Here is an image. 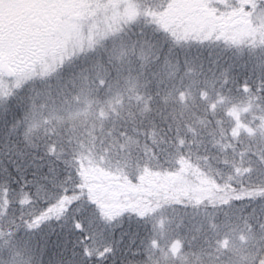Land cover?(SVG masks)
I'll use <instances>...</instances> for the list:
<instances>
[{
  "label": "trees",
  "instance_id": "trees-1",
  "mask_svg": "<svg viewBox=\"0 0 264 264\" xmlns=\"http://www.w3.org/2000/svg\"><path fill=\"white\" fill-rule=\"evenodd\" d=\"M136 1L140 6L139 18H142V22L138 23H151L156 13L155 9L158 7L156 0ZM231 1L234 2V0ZM215 4H218L217 0ZM235 6L241 7L240 4ZM259 9H264V3L256 12ZM150 12L153 14L150 15ZM256 12L251 17V23L248 17H240V22L254 25L260 22L264 26V19L257 21ZM152 26L157 30L149 31V34L153 35L155 41L160 44L167 40L173 50L169 53L165 49L160 59L157 60L154 57L159 46L153 48L143 46V52L148 57L147 72L139 77L136 91L129 93L125 90L124 103L121 105L120 97L116 95L115 89L112 94L102 89L99 93L102 103H94L96 117L104 127L100 130V134L99 131L97 133L95 147L91 143H86L87 140L81 146L80 140L75 138L73 144L77 149V154L82 152L90 158V161L86 162L102 165L111 173H115V175H110L107 171L94 170L93 175L101 183L123 180L125 175L135 178L137 171H143L144 166H147L151 171L145 177V185L164 187L169 191V201L153 199L154 211H150L144 219L126 216L122 220L109 221L107 214H112L117 210L115 205L104 209L106 213L104 218L95 210L82 213L80 218L84 221L85 230L87 231L93 225L96 227L93 240L89 244L93 252L92 264H143L157 253V247L153 242H157L158 237L164 234L168 235L167 239L171 237L175 239L179 235L191 236L192 238L185 239L187 246L202 249L204 238L199 237V232L194 228L197 225L195 217L202 213L216 214L213 224L215 226L221 219H224L222 213L223 215L229 213L227 217H231L236 211L238 213L236 216L240 218L236 226L242 235L248 234L255 225H259L254 221L253 209L264 200V192L258 190L262 188L247 182L242 184L235 180L234 175L225 176L219 169L227 163L237 164L240 167L242 159L251 158L253 155L256 157V154L260 158L264 157V136H261V143L255 149L252 144L253 140L249 139L247 143L242 134L233 135L236 121L232 114L234 108L247 107L249 112L243 117L244 122L253 127L264 125V72L262 73L264 67L258 64V57H253L264 53V31L258 36L253 34L248 38L235 40L233 39L234 32L221 34L219 31H214L183 35L180 28H167V31H163L164 27ZM141 30L138 31L141 32ZM142 36L139 35L140 38ZM217 36L219 39L216 38ZM116 37L119 38V35ZM116 37L111 36L110 39L116 40ZM173 37L178 39L174 40ZM121 38L124 41L127 40L126 45L130 46L135 40V35L127 34ZM201 40L203 43L200 42ZM96 44L95 51L93 48L86 49L81 52L80 56L78 55L79 57L65 60L62 75L66 81L65 83L63 79L67 97L70 91L67 89L70 85L68 77H76L79 82L76 83V88L80 90L79 85L85 76H89L90 67L93 68L92 78H95L98 73L103 74L101 65L106 66L109 60V53L104 50L107 43L103 40V42L96 41ZM119 51L120 49H116L112 57L119 55ZM140 52V45L137 44V56ZM166 57L167 63H165ZM249 58L254 60V63ZM72 60H74L73 64L66 63ZM137 63L139 64L140 61L137 60ZM136 71L138 72L139 69L137 68ZM47 79L48 77L43 80L37 77L35 88L40 86L43 89ZM136 79V74L133 73L132 82L135 83ZM146 79L151 83L145 84ZM158 81L162 83L158 85ZM52 82L55 88L54 78ZM245 82L251 85L248 91L242 88ZM158 87L159 95H155ZM126 88L127 85H125ZM5 89L1 88L0 96L6 99L1 97L0 105L8 110V115H11L13 120H17V109H14L16 104L25 105L29 100L25 98V92L21 87V90L17 89L15 93L10 90L9 94H4L7 91ZM137 92L141 94L139 99L136 98ZM181 93H184L183 99ZM16 95L17 100H15ZM52 95L57 96L58 99L56 91H53ZM150 95H153L154 99L149 100ZM45 97L46 101H43L41 95V104H49L50 109L44 107L43 115L52 116L51 124L57 127L63 126L55 117V109L52 108L53 101L47 99V94ZM164 97H167V100ZM3 101L6 102L5 106L1 104ZM146 104L147 108H145ZM101 107L109 113L106 118L99 116ZM113 108L121 113L119 118ZM129 109L134 115L129 114ZM0 112L3 111L0 110ZM39 117L42 118L41 115ZM6 120L7 118L0 113V181L7 176L8 172L12 173L13 178L27 176L29 179L38 180L46 173L52 175L48 173V168L53 163L59 169L65 167L61 161L45 153L44 141L41 138L42 127L34 132H27V128L22 129L19 136H7ZM113 121L117 124L113 132L116 136L125 130L123 126L126 125V130L133 137L131 141L120 137V143H125L126 146L119 150L118 155L119 145L117 144V148H112V140L104 141L103 146L100 144V140L103 139L102 135L104 133L109 135L108 130L111 129ZM134 128H139L140 131H135ZM81 130L82 128L78 127L77 132L83 135L80 133ZM25 132L27 136L24 135ZM181 139L184 141L182 145L180 144ZM36 144L40 147H35ZM129 149H131V155H129ZM153 152L159 159L153 156ZM57 154H60L59 148ZM181 158L186 161L184 165L179 163ZM219 164L220 166L216 167ZM33 173L36 174L35 177L32 176ZM4 187L5 184L0 182V205L3 202ZM253 187L258 189H252ZM178 192L188 194L182 197L183 202H172ZM127 194L135 198L141 193L128 191ZM21 195L18 187L16 191L9 193L13 205L9 209L8 216L0 221V264H10V258L13 257L14 252L19 253L15 256H18L23 264H41L42 253L44 264H60L66 256L62 253L64 235L56 221L50 225L45 224L35 234L21 232L19 235H14L9 233L8 229L11 226L9 217L18 216L21 211L20 205L16 203ZM141 207L144 208L147 205H141ZM23 211L27 218L32 211V206H24ZM76 214L74 210L70 215L76 216ZM53 229L59 235H49ZM102 229L108 231L102 233ZM216 234V241L222 242V236L217 231ZM14 243L15 248L12 247ZM108 246H113L115 252L106 254L105 258L97 259V254ZM218 248L223 249V246H218ZM137 249H139V254H136ZM184 249L187 250L186 247ZM227 252L228 250H225L223 254L219 250L220 264L224 263L221 259L222 256L225 259Z\"/></svg>",
  "mask_w": 264,
  "mask_h": 264
},
{
  "label": "snow or ice",
  "instance_id": "snow-or-ice-1",
  "mask_svg": "<svg viewBox=\"0 0 264 264\" xmlns=\"http://www.w3.org/2000/svg\"><path fill=\"white\" fill-rule=\"evenodd\" d=\"M24 0H0V81L15 77L17 86L23 88L28 83L33 84V91L35 96L30 97V105L25 107L22 103L18 104L20 109L19 115L16 120V124L22 125L28 123L27 132H31L33 128L42 127L41 138L44 141L45 153L54 157L55 160L61 161L65 167L59 169L58 166L53 163L48 168V173L52 175L44 174L37 179H29L27 176L22 178H13L12 173L8 172L7 176L0 182L5 184L3 189L2 205H0V221L4 217L8 216L9 209L13 205V200L10 198L9 193L16 191L17 187L22 193L20 198L16 201L21 207L19 215H13L9 217L10 227L8 229L10 234L19 235L21 232L35 234L36 231L44 227L45 224H51L56 221L64 235L62 253L65 254L66 259L60 261V264H92L93 252L89 247L90 242L93 240V234L96 231V227L90 226L86 231L83 219L80 218L82 213L89 212V210H95L102 218L105 217V208L115 205L116 211L112 214H107L109 221L113 219H123L124 217L135 216L137 219H144L150 211H154L152 207V200L157 201L164 200L169 201V191L161 186L145 185V177L151 171L150 168L144 166L143 171H137L135 178L130 175H125L123 180H116L110 183H101L96 176L93 175V171L99 169L101 172H109V169H105L102 165L92 164L90 158L86 157L82 152L77 154V149L73 144L74 138L78 135L77 118L83 113L85 115L90 113L91 105L93 102L102 103L99 99V93L103 89L107 93H112L115 89L116 95L120 97L119 103L123 105L125 90L129 93L135 92L137 84L139 83V77L147 72V60L148 57L143 52L144 43L147 41H132L131 45H126L123 38L119 41L113 39L110 47L106 44L105 52L109 53V60L106 66L101 65L103 68V74H97L95 78L84 77V83L81 86L80 91L85 94L86 106L83 108H73L71 102L67 96L64 95L63 102L59 105L67 116L58 117L59 120L64 121V125L57 127L55 124H51L52 116L43 115L39 123H33L38 115V107L43 109L47 107V103L37 105L36 97L41 95V92H46L47 99H51L55 105L57 96H53V91L57 92V95H63V90L66 85L63 84L62 70L65 66V55L69 54V48L72 49L71 55H75V50L78 44H80L83 34L89 31L87 18L74 21V27L68 29L64 35L62 42L53 48L39 47V50L25 46L27 41L35 39L33 29L35 25L27 17H21L16 9L21 6ZM75 3L86 6L88 8H103L110 4L112 0H74ZM241 5V10L249 18L251 23V17L258 8L261 7L264 0H238ZM152 15L153 13H149ZM105 31L104 35L107 39L109 36H114L115 31L111 29V18L104 16L103 18ZM255 27V25H252ZM163 31H167L163 29ZM141 34L143 31L141 30ZM174 40L178 39L173 37ZM219 39V37H216ZM24 42V43H22ZM203 43V41H200ZM137 44H140L141 52L139 56L136 53ZM149 47L153 48L155 45L149 43ZM119 48V55L112 57V53ZM170 53L173 49L169 45L167 40L160 42L159 48L156 51L154 59H160V56L164 53V50ZM82 51V45H81ZM95 51V49H93ZM137 60L140 63H137ZM167 63V57L165 58ZM95 66V65H93ZM139 69L137 72L136 69ZM133 73L136 74V82H132ZM154 74V73H153ZM40 77L42 80L48 77L43 89H36V78ZM55 80V88L52 80ZM151 83L150 80H145V84ZM158 85L162 81L157 82ZM125 85L127 88L125 89ZM245 91L250 90L251 85L245 82L242 85ZM140 93H136V98H140ZM155 95H159V87ZM181 98H184V93H181ZM23 98H21L22 100ZM76 99L79 100L80 96L77 95ZM110 100V97L108 98ZM131 99V96H129ZM149 100L154 99L153 95L148 97ZM167 100V97H164ZM148 105H145L147 108ZM7 111V110H6ZM116 112V116L119 118L121 113L116 108H113ZM129 114L134 115L131 109ZM108 112L103 107L99 110L100 117H107ZM51 124V127L49 125ZM124 131H121L119 136H112V148H125V143H120V137H125L128 141H131L133 137L126 130V125L123 126ZM246 127V126H245ZM117 128L115 121L112 123L110 133L114 132ZM19 130V128H18ZM135 131H140L139 128H134ZM248 131L254 132V129H248ZM27 132L24 133L27 136ZM238 128L233 129V135H238ZM83 146V141H79ZM184 141L181 139L180 144ZM101 146L104 145V140H100ZM35 147L39 148L40 145L36 144ZM93 147H95V139L93 141ZM59 148L60 154H57ZM91 149H89L90 151ZM109 150V149H105ZM129 155H131V149H129ZM153 156L156 153L153 152ZM159 159L158 156H156ZM43 159V157H41ZM264 160V157L261 158ZM179 163L184 165L186 163L184 158H181ZM190 163V161L188 162ZM245 171H252L251 168ZM36 176L35 173L32 174ZM128 191H135L141 193L135 198H132L127 193ZM35 193V195H33ZM186 192H178L172 202H183L182 197L187 195ZM243 199V197H239ZM31 205L32 211L25 218L23 211L24 206ZM141 205H147L142 208ZM76 210V216L70 214ZM256 209H253L255 213ZM261 213H264V205L260 208ZM122 226V225H121ZM107 229H102L101 232H106ZM114 235V233H111ZM49 235H59L55 233V229L52 230ZM155 243V241L153 242ZM69 244L71 245L69 247ZM13 248L16 247L14 243ZM115 248L108 246L99 252L96 256L97 259L105 258L106 254L114 253ZM18 252H14L13 256L18 255ZM136 254H139V249L136 250ZM260 258L256 261V264H260ZM41 264H44L43 253L41 254Z\"/></svg>",
  "mask_w": 264,
  "mask_h": 264
},
{
  "label": "rangeland",
  "instance_id": "rangeland-1",
  "mask_svg": "<svg viewBox=\"0 0 264 264\" xmlns=\"http://www.w3.org/2000/svg\"><path fill=\"white\" fill-rule=\"evenodd\" d=\"M215 1L216 0H156V5H158V7L155 9L156 13L150 21L151 23L148 24L138 23L142 22V18H139L140 6L136 0H112L110 4L103 8H88L75 3L74 0H24L16 11L21 17L27 16L35 25V28L33 29L35 39L27 41L25 46L30 45L37 50H39V47L53 48L58 45L62 42L64 33L68 29L74 27V21L85 17L87 18L89 31L83 34L80 44L76 47L75 55H71L72 49L69 48V54L65 55L64 61L70 58L75 59L86 49H94L97 45L96 41L103 42L104 40L110 47L113 39H110L111 36L107 39L105 38V25L102 19L104 16L111 18L110 27L115 31L114 36L116 37V35H119V38L116 37V41H119L120 37L130 34L135 35V40L148 42L144 43L143 46H149V43L159 46V43L155 41L153 35L149 34V31L157 30L152 25H159L161 28L164 27L165 29L180 28L183 31V35H196L201 32L210 33L214 31H219L221 34L234 32L233 39L235 40H239L240 38L245 39L253 34L258 36L259 33L264 31V29H262L264 26L260 22L255 25V27L252 26L253 24L240 22V17L245 18L247 15L241 10V7L239 8L235 6L236 4H240L238 0H234V2L231 0H217L218 4H215ZM256 15L257 21L263 20L264 9H259L256 12ZM140 29H142L143 34L138 31ZM139 35H143L142 38H140ZM126 41L127 40H125V42ZM245 44L247 45V42H245ZM253 57H258V64L261 67H264V53L256 54ZM249 59L251 62L254 61H252L251 58ZM66 63L73 64L74 60ZM92 72L93 68L90 67V71L88 72V77L90 79L92 78ZM263 72L264 70H262V73ZM68 78L70 80V85L67 88L70 89L67 97L68 100L71 102L74 109L85 107V94L76 88V83L78 82L76 77L71 76ZM83 83L84 80H82L79 87H81ZM32 85L33 84L28 83L23 87L24 89L21 88L25 92V98H27V101L29 100L25 105L22 103L25 107L30 105V97L35 96V91H33ZM2 87L7 90L4 94H9L10 90L15 93L17 89H20V87L17 86L15 77L6 78L0 81V93ZM37 89H41V87L38 86ZM65 92L66 90H63V95H59L58 99H56L55 105L53 104L52 106V108L55 109L54 112L56 119L63 125L65 122L59 120L58 117L67 116V113L59 107L63 102L64 95H66ZM114 92L115 91L112 93ZM42 93L44 94L45 92L42 91L41 95L43 101H46V93L44 95ZM41 95L36 97V103L38 106L41 105ZM77 95L80 96L79 100L76 99ZM1 97L6 99L4 96H0V100ZM17 99L18 97L16 95L15 100ZM1 104L2 106H5L6 102L3 101ZM10 105L11 102L9 103V106ZM46 108L50 109V105L47 104ZM122 108L126 109L124 107ZM14 109H17V119L20 112L18 104H16ZM0 110L3 111L0 113L7 118V136H19L22 129H28L27 122L18 126L16 120H13L11 115H8V110L6 111V109H3L1 105ZM42 110H44V108L40 109L38 107V115L36 120L32 121L33 123H39L41 121L42 118L39 117V113L43 112ZM248 112L249 109L247 107L234 108L232 110V114L236 121L234 128H238V133L242 134L245 142L248 143L249 139L253 140L254 142H252V144L255 149H257L258 145L261 143L260 139L264 136V125H262L263 127H259L261 125H254L253 127L252 125L246 124L243 117H245ZM96 115V105L93 102L90 113L87 115L82 113L77 118L76 122L78 127L82 128L80 133L83 135L78 134L75 137L76 140L83 141V143L87 140L86 143H91V145H93L94 139L95 141L97 139L98 131L100 134V130L104 127L102 126V123H99L100 121L97 119ZM38 128L39 127L33 128L31 132H34ZM249 128L254 129V132L250 133L248 131ZM108 133V136L105 133L102 135L105 142L111 141L112 136L116 134L113 132L110 133V129L108 130ZM218 162L219 161H217V163ZM217 163H215V165ZM240 163L242 164L240 167L237 164L227 163L223 167H220L219 170H222L225 176L230 174L232 176L234 175L235 180L242 184L247 182L254 184L256 187L260 186L262 189L256 187H253L252 189H258L264 192V160L256 154V157L253 155L251 158L242 159ZM219 166L220 164L216 167ZM248 168H251L252 171H245ZM262 205H264V200L261 204L258 203V206L254 207L256 211L253 213L254 221L259 223V225H255L251 232L246 235H242L236 226L237 222L240 221V218L236 216L238 214L236 211L233 212V216L231 217H227L229 216V213H226L225 215L222 213L224 219H221L215 226H213V224L216 214H213V212L202 213L200 216L197 215L194 219L197 225L194 228L199 232V237L204 238L202 249L195 246H192V248L187 246L185 239L192 238L191 236L182 237L179 235L175 237V239H172V237L167 239L168 235H160L158 237L159 240L155 242L157 253L143 264H220L221 262H219V259L221 257H218L219 250L223 254L225 250H228L225 254V259L224 256H222L221 260L224 262L223 264H256L258 259L264 258V213H261L260 211ZM216 231L222 236V242L216 241ZM189 241L194 242L192 240ZM218 246H223V249H219ZM185 247L188 251L184 249ZM263 261L264 260H261V262ZM10 264L23 263L18 256H13L10 258Z\"/></svg>",
  "mask_w": 264,
  "mask_h": 264
},
{
  "label": "water",
  "instance_id": "water-1",
  "mask_svg": "<svg viewBox=\"0 0 264 264\" xmlns=\"http://www.w3.org/2000/svg\"><path fill=\"white\" fill-rule=\"evenodd\" d=\"M260 264H264V261L263 262H260Z\"/></svg>",
  "mask_w": 264,
  "mask_h": 264
}]
</instances>
